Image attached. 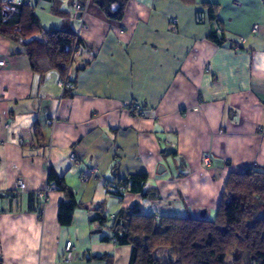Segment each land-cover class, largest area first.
Wrapping results in <instances>:
<instances>
[{
    "label": "crops",
    "instance_id": "crops-1",
    "mask_svg": "<svg viewBox=\"0 0 264 264\" xmlns=\"http://www.w3.org/2000/svg\"><path fill=\"white\" fill-rule=\"evenodd\" d=\"M96 1L25 0L43 29L82 41L68 97L57 71L34 73L23 44L0 35V264H130L133 248L93 221L100 204L111 220L135 209L213 221L230 175L264 169V0H127L121 20ZM205 4L219 5L216 22ZM52 171L81 205L70 226L59 223L62 191L38 197ZM131 175L148 177L149 198L110 193Z\"/></svg>",
    "mask_w": 264,
    "mask_h": 264
},
{
    "label": "trees",
    "instance_id": "trees-1",
    "mask_svg": "<svg viewBox=\"0 0 264 264\" xmlns=\"http://www.w3.org/2000/svg\"><path fill=\"white\" fill-rule=\"evenodd\" d=\"M121 2L123 5L115 17L117 20L123 18L127 5V0ZM205 5L210 9L211 20L216 22L215 9L219 5ZM84 6L81 7L84 9ZM211 34L210 39L215 44L225 43L222 31L219 34L216 28ZM0 35L23 44L34 73L44 75L57 71L62 80L67 77L70 65H74L77 43L78 50L82 43L68 29H43L32 6L13 5L3 0H0ZM70 81L71 88L64 97H68L73 88L71 75ZM48 180L65 195L58 214L59 223L70 226L75 210L81 205L74 192L55 172L50 173ZM147 181L146 175H131L118 186L108 188H112L110 193L117 199L130 192L142 193L144 198H149L150 191L143 193L142 189ZM225 185L223 199L213 221L154 218L135 209L120 210L111 220L107 217L104 203L96 208L93 221L109 229L116 245L133 248L130 264H225L228 257H231L232 264H264V169L253 168L231 174ZM161 252H165L169 259L161 258Z\"/></svg>",
    "mask_w": 264,
    "mask_h": 264
},
{
    "label": "built area",
    "instance_id": "built-area-1",
    "mask_svg": "<svg viewBox=\"0 0 264 264\" xmlns=\"http://www.w3.org/2000/svg\"><path fill=\"white\" fill-rule=\"evenodd\" d=\"M4 2H9L10 4H13V5H19V4H25L26 6H29L30 3H26L24 0H3ZM78 11L79 13H83V8L80 6L78 8ZM81 27L82 29H85V22H84V16L82 17V24H81ZM254 33H257V27L253 30ZM218 33L220 34L221 31L218 30ZM77 39H78V42H79V36H77ZM246 42V39L245 38H240L239 40L235 41L233 43V49L235 51H240L241 48L244 46ZM78 45V43H77ZM76 45L75 47V53H74V57L77 56L78 54V46ZM71 66L70 65V68L67 72V77L59 82V87L62 89V93L65 94L68 92V90L71 88V81H70V71H71ZM1 67H4V63L3 62H0V68ZM122 107L124 108V110H128L130 111L131 113H135V112H138L141 107H140V103L139 101H127L126 103H123ZM56 121H50L49 125L50 127L56 125ZM69 156H70V161L75 164L77 163V160H78V156H77V153L75 150H71L70 153H69ZM209 157L208 156H205L204 157V163H209ZM98 173V170L96 167L92 168L89 170V174L91 177H95ZM90 179L89 178H83V181L84 182H88ZM16 188L20 191H25L26 190V184L23 182V181H18L17 184H16ZM54 191H59V188L55 185V184H51L49 183V185L43 190L41 191L39 194H38V197L39 199L42 201L43 204H47L48 202V199H49V195L54 192ZM66 254H65V257L63 259V261H65L66 263H71L72 260H73V254L75 253V249L73 248V245L71 242L67 243L66 245Z\"/></svg>",
    "mask_w": 264,
    "mask_h": 264
},
{
    "label": "water",
    "instance_id": "water-1",
    "mask_svg": "<svg viewBox=\"0 0 264 264\" xmlns=\"http://www.w3.org/2000/svg\"><path fill=\"white\" fill-rule=\"evenodd\" d=\"M97 5L98 6H101L105 9V11L107 12V15L110 16V18H115L117 16V14L119 13L118 11L117 12H113L111 10V6L113 4H118L120 6V8L122 7L123 3L121 2V0H97L96 1ZM96 234L97 233H101V230L95 232Z\"/></svg>",
    "mask_w": 264,
    "mask_h": 264
},
{
    "label": "rangeland",
    "instance_id": "rangeland-1",
    "mask_svg": "<svg viewBox=\"0 0 264 264\" xmlns=\"http://www.w3.org/2000/svg\"><path fill=\"white\" fill-rule=\"evenodd\" d=\"M225 264H232V259H231V257H228V258L226 259Z\"/></svg>",
    "mask_w": 264,
    "mask_h": 264
}]
</instances>
